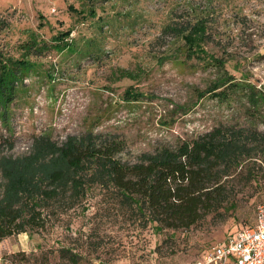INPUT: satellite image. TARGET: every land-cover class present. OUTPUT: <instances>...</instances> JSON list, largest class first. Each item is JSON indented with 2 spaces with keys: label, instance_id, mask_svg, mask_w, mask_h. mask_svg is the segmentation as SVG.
I'll return each instance as SVG.
<instances>
[{
  "label": "rangeland",
  "instance_id": "374dc122",
  "mask_svg": "<svg viewBox=\"0 0 264 264\" xmlns=\"http://www.w3.org/2000/svg\"><path fill=\"white\" fill-rule=\"evenodd\" d=\"M5 10L12 12L10 42L25 38V30L47 42L68 34L58 35L61 51L30 58L32 72L0 108V155L24 153L38 134L60 140L91 130L123 140L120 158L133 162L218 123L264 130V116L250 115L240 92L198 96L220 73L264 89V0H0ZM171 21H200L196 53L222 64L170 58L186 51L181 36L165 30ZM251 160L224 180L222 206L186 229L156 232L131 214L89 217V209L70 215L68 232L55 227L2 238L0 264H64L54 252L57 240L83 253L79 264H190L251 224L254 205L264 201V154ZM88 227L95 232L81 244Z\"/></svg>",
  "mask_w": 264,
  "mask_h": 264
},
{
  "label": "trees",
  "instance_id": "16d2710c",
  "mask_svg": "<svg viewBox=\"0 0 264 264\" xmlns=\"http://www.w3.org/2000/svg\"><path fill=\"white\" fill-rule=\"evenodd\" d=\"M11 21L12 12H0L2 109L14 99L18 83L32 72L30 58L61 51L58 35L68 34V30L57 33L47 42L25 30V38L10 42ZM165 30L181 36V46L186 49L170 53V58L222 64L212 55L196 53L201 51L204 34L200 21L188 27L171 21ZM240 78L220 73L198 96L212 93L225 98L229 91L240 92L249 114L264 116V89ZM123 150V140L113 134L86 130L60 140L38 134L24 153L1 154L0 240L18 233H49L55 227L68 232L70 215L83 217L89 209V217L131 214L140 227L150 224L156 232L186 229L222 206L224 180L255 160L258 152L264 154V130L257 131L252 124L218 123L172 145L141 152L133 162L120 158ZM94 230L88 227L84 235L80 233L81 244ZM70 244L57 240L54 252L64 264H79L83 253ZM97 248L95 244L94 250Z\"/></svg>",
  "mask_w": 264,
  "mask_h": 264
},
{
  "label": "built area",
  "instance_id": "2783aa9c",
  "mask_svg": "<svg viewBox=\"0 0 264 264\" xmlns=\"http://www.w3.org/2000/svg\"><path fill=\"white\" fill-rule=\"evenodd\" d=\"M190 264H264V201L254 205L251 224L213 244Z\"/></svg>",
  "mask_w": 264,
  "mask_h": 264
}]
</instances>
